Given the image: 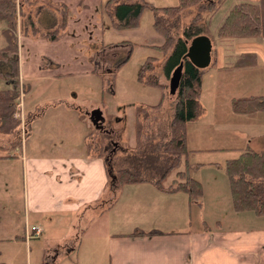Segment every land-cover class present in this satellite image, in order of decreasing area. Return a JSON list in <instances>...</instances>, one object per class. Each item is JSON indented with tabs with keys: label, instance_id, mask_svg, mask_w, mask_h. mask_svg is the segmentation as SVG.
<instances>
[{
	"label": "rangeland",
	"instance_id": "1",
	"mask_svg": "<svg viewBox=\"0 0 264 264\" xmlns=\"http://www.w3.org/2000/svg\"><path fill=\"white\" fill-rule=\"evenodd\" d=\"M146 1L151 7L160 9L177 7L180 3V0ZM259 1L201 0L178 16H165L163 12L155 14L148 8L137 27L118 30L113 25L111 9L106 8L109 0H85L80 5L78 0H16L18 50L22 45L19 54L20 61L24 55L22 73L26 86L31 87L28 91L20 79L19 87L23 92L17 100L16 116L22 123L18 113L22 115L25 111L28 117L37 108L39 115L29 119L31 128L25 130L21 124L24 154L29 157L80 155L84 153L87 140L86 144L91 145L90 154L109 159L113 173L123 167L142 164L145 159L136 161L133 155H139L143 150L165 160L167 153L163 150L170 137L169 125L174 117L175 101L169 99L170 78L166 77L163 67L174 46L164 52L157 49L166 38L155 26L158 19L175 42L200 15L197 25L201 36L211 40L213 50L211 64L201 70L198 116L187 126L189 149L201 150L193 152L190 160L215 162V168L225 173L224 160L240 155L250 132L264 135V112L241 115L232 108L233 98L264 95V39H221L218 28L233 6ZM63 2L68 6L69 25L64 30L55 26L47 33L46 26L50 23L46 22L51 19V12L59 18L58 23L61 20ZM3 27L0 24V31ZM53 33H57V40L50 39ZM3 44L0 38V48ZM96 48L100 50L99 69L92 72V62L87 56L93 55ZM252 52L257 54L258 65L244 68L250 71L256 68L252 76L254 82L250 83L252 77L231 74L228 68L240 54ZM45 57L55 60L59 66ZM148 60L146 66L151 69L144 71ZM33 65L35 69L45 68L43 71L46 72L28 76ZM47 68L51 70L47 71ZM148 77L154 78L156 85L149 82ZM94 105H98L102 115L100 123L95 122V126L86 119L87 112ZM7 140L8 137L0 133V156L16 154V158L0 161V239L33 229L30 225L25 226L21 182L24 158L20 147L16 150L3 145L2 141ZM257 149L264 150V141ZM175 173L170 174L167 184L175 179ZM192 174L194 176V172ZM136 176L147 175L139 173ZM227 192L217 201L219 207L212 210L211 220L217 219L224 224L228 220H225L226 216L235 212ZM84 224L79 217H68L49 233L52 237L61 236V240L72 231L74 242L78 243ZM3 240H0V264H39L42 259L39 250L47 242L44 238H36L27 245L15 243V238L13 243Z\"/></svg>",
	"mask_w": 264,
	"mask_h": 264
},
{
	"label": "crops",
	"instance_id": "2",
	"mask_svg": "<svg viewBox=\"0 0 264 264\" xmlns=\"http://www.w3.org/2000/svg\"><path fill=\"white\" fill-rule=\"evenodd\" d=\"M84 1L78 0L79 5ZM50 16L51 19L48 18L46 22L50 23L46 26L49 30L47 33L55 26L58 28L61 22L58 23L59 18L52 12ZM18 51L20 54L22 45ZM93 53L87 58L92 62V72H96L99 69L100 50L96 48ZM45 58L59 66L55 60ZM21 60L18 55L19 76L30 91L31 87L26 86L22 73L25 65L23 54ZM228 69H231V74L251 78L256 68L253 71L243 68L235 70L229 66ZM43 70L45 68L35 69L33 65L27 74L38 76L46 72ZM253 82L252 77L250 83ZM94 111H99L98 105L91 106L86 119L95 126L92 120ZM38 116L37 108L28 117L24 111L21 115L24 129L31 128L29 119ZM100 117L101 113L99 116L93 115L99 123ZM246 137L248 143L245 148L254 152L264 151L257 149L264 141V135L250 132ZM2 142L10 149L14 148L8 144V140ZM86 142L84 153L56 157H29L24 154L25 146L22 143L20 151L24 158V174L21 175V182L25 226L30 225L33 229H26L24 234L15 237L1 238L5 239L3 241L13 243L15 238V243L27 245L36 238H44L48 243L53 241V244L46 242L39 250L42 252L38 251L42 257L39 264H264V217H256L249 212H231L224 224L217 219L211 220V212L219 207L217 201L223 198L221 195L228 191L227 196H230L227 175L220 168H215V162L189 160L195 178L203 186L200 205L191 202L181 191H162L155 185L159 178H154L152 182L130 183L113 192L107 160L104 156L90 154ZM190 150L201 151L198 148ZM15 155L0 156V161L13 160ZM170 176L163 180L162 187L167 188L176 179L167 184ZM68 217H79L85 222L78 243L74 242L72 231L61 240V236L52 237L49 233ZM36 228L41 231L38 236L33 232Z\"/></svg>",
	"mask_w": 264,
	"mask_h": 264
},
{
	"label": "trees",
	"instance_id": "3",
	"mask_svg": "<svg viewBox=\"0 0 264 264\" xmlns=\"http://www.w3.org/2000/svg\"><path fill=\"white\" fill-rule=\"evenodd\" d=\"M200 1L180 0L177 7L160 9L151 7L146 0H109L106 8L111 9L110 14L114 27L122 30L137 27L145 9L150 8L155 14L163 12L165 16H178L184 9ZM81 4L83 3L81 2ZM63 5L61 23L59 24L61 30L66 29L68 24V6L65 3ZM17 7L16 0H0V24L4 25L0 31V38L4 41L0 48V133L8 137V144L12 147L21 148L22 123L15 117L17 100L21 94ZM199 17L200 15L192 20V23L184 29L183 36L177 38L175 42H173L172 35L157 19L155 28L166 38L165 43L158 46L157 49L164 52L170 46H174L163 67L166 77L170 78L174 70L180 66L183 69L180 93L175 100L174 117L169 125L170 137L163 150L167 155L165 154V160H160L158 155L143 150L141 154L133 155V160L142 161L145 159L141 162L142 164L123 167L114 173L108 159V178H110V188L113 192H117L120 187L130 183H140L144 180L152 182L154 178H159L155 185L162 191L170 193L181 191L188 196L191 202L198 205L202 202L203 186H201L200 180L198 181L193 176V167L189 161L193 151L188 147L187 127L188 123L198 116L197 98L202 85L201 70L193 66L185 57L186 42L202 35L197 25ZM218 32L221 39L228 37L237 39L260 37L264 39V0H260L257 4L238 3L233 6L218 28ZM50 39L57 40V33L51 34ZM150 59L153 60V58ZM149 60L143 68L144 71L151 69L146 66ZM257 60V54L254 52L242 53L230 67L235 70L253 68L258 65ZM148 81L156 85L154 78L148 77ZM232 102L233 111L237 114L264 112V95L242 96L234 98ZM90 147V144L87 145L88 150ZM147 152L149 153L147 154ZM183 166L184 170H181ZM224 169L228 178L234 211L236 213L249 212L256 217H264V151L254 152L244 148L239 156L226 160ZM175 171L176 179L167 188L162 187L163 180ZM139 173H145L147 176L137 177L136 175Z\"/></svg>",
	"mask_w": 264,
	"mask_h": 264
},
{
	"label": "water",
	"instance_id": "4",
	"mask_svg": "<svg viewBox=\"0 0 264 264\" xmlns=\"http://www.w3.org/2000/svg\"><path fill=\"white\" fill-rule=\"evenodd\" d=\"M187 45V53L185 57L191 62L193 66L198 68L199 70H204L208 67L212 62V50L213 44L211 40L206 36H197L192 40L186 42ZM183 75L182 66L176 68L174 72L171 74L169 79V99L171 101H175L179 96V89L181 85V79ZM92 114V120L99 123L97 119L93 118V115H100L99 111H94ZM96 124V123H95ZM99 127V126H98Z\"/></svg>",
	"mask_w": 264,
	"mask_h": 264
},
{
	"label": "built area",
	"instance_id": "5",
	"mask_svg": "<svg viewBox=\"0 0 264 264\" xmlns=\"http://www.w3.org/2000/svg\"><path fill=\"white\" fill-rule=\"evenodd\" d=\"M21 92H23L22 89H20V93H21ZM21 94H22V93H21ZM21 94H20V96H21ZM19 106L21 107V105H19ZM20 107H19V108H20ZM18 116L21 117V113H18ZM16 117H17V116H16ZM21 119H22V117H21ZM33 232L35 233V236H38V235L41 234V231H40L38 228L34 229Z\"/></svg>",
	"mask_w": 264,
	"mask_h": 264
}]
</instances>
